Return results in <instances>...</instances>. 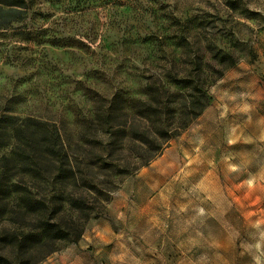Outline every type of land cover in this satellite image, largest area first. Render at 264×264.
Here are the masks:
<instances>
[{
    "label": "rangeland",
    "instance_id": "rangeland-1",
    "mask_svg": "<svg viewBox=\"0 0 264 264\" xmlns=\"http://www.w3.org/2000/svg\"><path fill=\"white\" fill-rule=\"evenodd\" d=\"M18 3L0 256L30 224L13 182L80 224L38 264H264V0Z\"/></svg>",
    "mask_w": 264,
    "mask_h": 264
},
{
    "label": "trees",
    "instance_id": "trees-1",
    "mask_svg": "<svg viewBox=\"0 0 264 264\" xmlns=\"http://www.w3.org/2000/svg\"><path fill=\"white\" fill-rule=\"evenodd\" d=\"M18 6V0H0V29H6L12 21H17L18 17L16 18L12 14L17 11L14 9ZM4 119L0 121V149L7 148L10 145L9 141L16 139L15 132L20 128L15 122V116H6ZM142 144L147 146L143 141ZM8 153L2 152L0 161L8 162L12 152ZM18 162L26 163L27 161L21 158ZM8 185V197L13 199L12 202L20 211H23L26 217L30 218L27 230H20V232L13 230L11 233L12 244L18 246L19 250L23 252V258L18 260V264H38L58 249L59 242L71 236H73L72 241L77 240L80 236V224H73L64 228L55 220L43 218L42 214L45 215L48 208V201L45 198L38 199L30 191L22 192L18 185L13 182H9ZM1 187L2 180L0 179ZM4 263L9 264L10 262L0 256V264Z\"/></svg>",
    "mask_w": 264,
    "mask_h": 264
}]
</instances>
